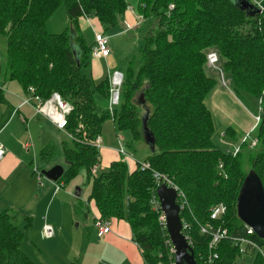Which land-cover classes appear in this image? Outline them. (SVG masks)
Returning a JSON list of instances; mask_svg holds the SVG:
<instances>
[{"label":"trees","instance_id":"trees-1","mask_svg":"<svg viewBox=\"0 0 264 264\" xmlns=\"http://www.w3.org/2000/svg\"><path fill=\"white\" fill-rule=\"evenodd\" d=\"M239 1L0 0V35L7 45L0 56V99L8 93L3 85L16 82L23 94L33 86L44 99L58 92L73 105L67 132L75 139L67 136L61 143L67 166L58 181H69L84 169L91 183L88 203L95 204L98 217L130 224L145 264L174 262L168 236L151 205L157 193L154 171L167 175L187 193L199 223L222 224L231 232L244 227L236 200L247 173L254 170L264 186V0H247L248 6ZM256 1L263 6L260 12ZM60 5L66 7L68 26L61 34H51L46 22ZM130 8L144 30L141 55L137 66L131 59L123 68L120 104L111 111L106 105L110 69L100 81L92 76L93 45L81 20L97 19L100 32L106 34L119 26ZM210 52L218 56L214 69L227 73L238 93L258 100L260 122L253 133L254 146L248 139L241 141L234 127L224 131L230 143L240 140L236 154L233 149L223 151L213 140L215 121L206 100L217 77L207 69ZM147 110V126L155 137V150L144 160L150 168L141 169L139 161L131 160L135 164L131 170L121 157L108 171L101 169L93 176L91 168L101 162L93 142L101 136L103 123L111 119L118 132L130 130L135 142L143 141ZM57 153L59 147L49 142L38 158L49 163ZM219 202L227 205V212L221 221H214L210 209ZM18 217L11 208L0 211V264H37L21 248L25 234ZM27 219L26 227L31 217ZM189 221L194 256L203 264L210 253L208 240L191 217ZM257 239L264 245V239ZM217 252L214 264H264L260 255L241 256L230 239L221 241Z\"/></svg>","mask_w":264,"mask_h":264},{"label":"rangeland","instance_id":"rangeland-1","mask_svg":"<svg viewBox=\"0 0 264 264\" xmlns=\"http://www.w3.org/2000/svg\"><path fill=\"white\" fill-rule=\"evenodd\" d=\"M135 5L133 4V6ZM68 22L66 7L60 5L47 20L46 31L51 34H61L67 28ZM122 23L115 28L116 30L110 29L107 31L110 35L109 47L115 51V54L109 62L112 64H103L104 77L108 74V69L113 72L123 69L131 59L136 61H133L134 66L138 65L141 55L140 47L143 41V27L138 25L134 29L129 28L127 32H118L120 29L128 27L127 25L125 27L121 26ZM116 32L118 33L115 34ZM86 35H91L94 42V34L91 29H88L85 37ZM87 38L89 39L87 41H91L90 37ZM6 49V37L0 35V56L5 53ZM113 59L115 60L114 66ZM207 69L209 73L217 77V85L206 100L207 106L213 111L214 115L216 130L213 140L223 151H232L234 146H239L240 140L238 143L230 144L229 137L227 135L222 136V133L228 126H233L238 129V137L241 139L249 132L251 137H254L253 133L256 132L257 125L260 122V119L257 120L259 113L258 100L248 98L247 94H243L242 91L238 93L227 73L222 74L217 69L208 66ZM221 75L225 84L222 82ZM3 86L4 89L10 92L6 93L5 98L0 100V141L11 142L15 135L14 130L17 129H20L19 135L29 141H31V139H28L29 133L32 134L36 146L29 153L25 151L32 160L34 150L37 155L49 142H54L57 145L63 139H66L63 132L55 131L46 119L47 122L44 121V123H42V120L38 123L35 119H31L32 121H29L28 124L22 120L21 116H24V113L29 119L31 109L30 105L23 104L22 100L15 95L23 96L22 88L16 82H10ZM217 88L222 90L219 95L216 93ZM138 97L136 94L134 100H138ZM120 98L121 90L114 94L112 108L120 104ZM106 105L110 108L109 102ZM141 111H143V108ZM251 114H254V116ZM247 121L249 123L253 121V125L251 128L249 127L250 130L246 131L243 129ZM34 126L38 129V132H42L41 135L37 136L34 133ZM101 138L104 145L114 144L116 147H123L128 154L135 156L139 162L144 161L152 151L144 140L135 142L130 130L118 132L111 119H107L103 123ZM248 140L250 141V139ZM57 146L59 147V154L55 155L53 163L66 167L67 163L64 159L61 144ZM101 169L108 171L109 166H104V168L101 166L98 172ZM29 170L31 172L30 166ZM39 173L40 171L35 173L36 177L40 175ZM41 182L46 183L47 189L44 188L42 195L44 196L49 191V196L43 202L38 198V194L36 198L32 192H25L26 197L22 199V202H12L10 199L7 202V198L4 197L3 202H0L1 207L11 208L12 211L18 213L19 227L25 234L21 242V248L33 261L37 264H103L102 260L106 262L120 260L117 258L119 257L117 254L111 255L114 252V243L106 239H99L96 234L94 226L96 209L94 204L88 203L87 200L91 183L88 182L87 173L84 169L69 181L62 180L64 186L57 193L53 188L49 189L48 184H51L52 181H49L45 176H42ZM77 187L82 190L81 197L75 195ZM6 202L8 204H5ZM27 216L31 217V222L26 227L25 225L28 223ZM46 216H48L46 221L50 222L54 228V235L51 237H46L42 232L43 218Z\"/></svg>","mask_w":264,"mask_h":264},{"label":"built area","instance_id":"built-area-1","mask_svg":"<svg viewBox=\"0 0 264 264\" xmlns=\"http://www.w3.org/2000/svg\"><path fill=\"white\" fill-rule=\"evenodd\" d=\"M256 4L259 6L260 10H263V6L260 2L256 1ZM174 5H170V9L173 8ZM129 10H133L130 8ZM111 54V49L109 47V36L102 32H96L94 34V43L91 49V56L93 59H100V58H108ZM208 62L207 65L209 67L216 68V64L218 61V56L215 52H210L208 54ZM110 110L112 111V103L114 99V94L120 91L122 82H123V73L119 70L115 72L110 71ZM4 89V88H3ZM4 91L8 92L7 89ZM23 102V104L30 105V108L34 110L36 114L41 115L47 121H49L53 126H55L58 130L64 132L66 136L70 139H75V137L67 132V125H68V117L72 113L74 107L73 105L66 101L58 92H53L50 97L44 99L42 98L37 92L36 88L33 86L28 87L27 93L21 95H17ZM260 119V116H257V120ZM82 128V125L79 126ZM222 136H225V133H222ZM246 139H250L252 146L257 143V138L251 137L250 132L242 139L243 141ZM99 150L103 147L102 146V139L101 136H98L97 139L93 142ZM239 146L233 149V154L239 152ZM119 153L123 157V160L127 162L138 161L137 159L133 158L132 155L128 154L123 147L119 149ZM6 154V148L0 142V161ZM141 169H149L150 165L149 162H139ZM223 164H220L222 168ZM100 168V163L95 164L91 168V174L96 176L98 174V170ZM153 176L156 180V186H160L161 184H165L168 187H172L176 190V202L180 209V219H181V232L185 236L187 243L193 249L194 247V238L192 234V223L189 221L190 217L195 221L196 224L199 225V232L200 234L208 240V248H209V255L202 261L203 264H214L215 260L219 258V254L217 252V247L219 243L225 239H230L234 245L239 247V251L241 252V256H251L252 254H257L263 257L264 259V245L259 242L257 237H259L253 228L244 224V227L237 232H231L228 227L219 224H213L212 222H207L205 224L199 223L195 216L192 213L189 198L187 193L183 191L179 186H177L167 175L162 174L158 171L153 172ZM64 186L63 183H56V189L59 190ZM152 209L158 213V220L161 225V229L168 236L167 244L170 247L171 253L174 255L175 249L172 245L170 237L168 235V229L166 224V215L164 214L161 203L158 198V194L152 198L151 200ZM210 218L214 221H221L227 212V205L224 202H219L215 204L210 209ZM94 226L96 229V234L99 239H104L106 235L111 231L110 229V222L106 219L96 217L94 220ZM42 232L46 237H51L54 235V228L51 224L46 223L43 226ZM260 238V237H259ZM195 257V256H194ZM196 260V259H195ZM197 261V260H196ZM198 263V262H197ZM175 264V256L174 262ZM199 264V263H198Z\"/></svg>","mask_w":264,"mask_h":264},{"label":"crops","instance_id":"crops-1","mask_svg":"<svg viewBox=\"0 0 264 264\" xmlns=\"http://www.w3.org/2000/svg\"><path fill=\"white\" fill-rule=\"evenodd\" d=\"M121 22H123L121 26L125 27L127 25L128 27L124 28V29H120V31H118V32H127L129 28L134 29L136 26L139 25V17L136 14L134 9L129 10L125 15L124 20ZM81 28L83 30V33H85V34L88 32V29H91L93 31V34L101 31V26L99 25V22L95 18L82 19L81 20ZM118 32H116L115 34H117ZM106 34L108 35V32ZM108 36L110 37V35H108ZM86 37L91 38V41H89V42L91 43V45H93L94 42H93L92 36L86 35ZM110 49H111V47H110ZM114 54H115V51L113 49H111V54L109 56V59H107V58L92 59V67H91L92 76L94 77V79L96 81H100L104 78V75L102 72L103 64H108V65L112 64L109 62H110L111 58L114 56ZM114 65H115V60L113 61V66ZM209 68H213V67H209ZM119 71L122 72L123 69H120ZM220 77L222 78L223 84H225L223 76L221 75ZM9 92L10 91H8V93ZM221 92H222V90L220 88H217V90H216L217 95H219V93H221ZM15 95H19V94H15ZM22 95H23V93H22ZM31 109L29 111V113H30L29 119L27 118V116L24 113V116L23 115L21 116L22 120L27 122V124L29 121H32L31 119H33V120L35 119V121L38 123H40V120L43 121L42 123H44V121H46L44 117H42L39 114H36L34 112V110L33 109L31 110ZM216 109H219V108H216ZM252 116H254V114ZM258 116H259V114H258ZM213 117H214V115H213ZM48 123L53 127V129L55 131L62 132V131L58 130L55 126H53L49 121H48ZM252 125H253V121L251 123H249L247 121V123L245 124V128L243 130H246V131L248 129L250 130ZM42 127H44V125H42ZM228 127H233V126H228ZM235 129L238 132V129L237 128H235ZM14 131H15L14 132L15 135L13 137V140H11V142L7 143L5 141H0L4 145V147L6 148V154L3 157V159L0 161V202H3V197L7 198V200H6L7 202H9L8 201L9 199L12 202H20V201L22 202V199H24L26 197L25 192L26 193L27 192L28 193L29 192L34 193L36 198H37V194H38V198H40L41 201L43 202L49 196V191L44 196L42 195L44 188L46 189V183L44 184L41 182L42 176H44L42 174V170L49 169L52 166H54L55 164H57V163H53L55 158L49 163H44V162L39 160V158H38L39 153L36 155L37 152L34 150L33 158H32V160H30V157H28L29 154H27V153H29L32 150V148H34V146H36V143H34V140L32 139V134L29 133L28 139H31V141H29V140L24 139L23 137H21L19 135L20 129H17ZM34 133L37 136H39V135H41L42 132L41 131L38 132V129L36 128V126H34ZM63 134L66 136V134L64 132H63ZM12 136H13V134H12ZM241 136H242V134H241ZM66 138H67V136H66ZM35 139H36V137H35ZM240 140L242 141L241 138H240ZM61 142L58 144H61ZM102 146L103 147L100 149V157H101L100 167L101 166H102V168H104V166L110 167L112 162L118 161L121 159L122 156L119 153L120 147H118V146L116 147L114 144L104 145L103 140H102ZM133 158L136 159L135 156H133ZM41 164H42V166H41ZM128 164H129V168L131 170L135 169L134 162L128 161ZM29 166L31 167V172L29 170ZM64 170H65V167H64ZM37 171H40V173H39L40 175L38 177H36V174H35V173H37ZM49 181H51V180H49ZM56 183H62V181L61 182L52 181L51 184H48L49 189L53 188L55 193H57L60 190V189L59 190L56 189ZM29 198H30V196H29ZM41 201H40V203H41ZM7 202L5 204H8ZM91 203H93V202H91ZM94 206H95V204H94ZM13 207H15V206H13ZM1 208H3V207H1V204H0V210L9 209L7 207H4L3 209H1ZM95 209H96V206H95ZM96 217H98L97 210H96L95 218ZM47 218H48V216L43 218L44 219L43 226L46 223L51 224L50 222L46 221ZM108 221L110 222L111 231L106 235V237L103 240L106 239V240H109L110 242L114 243V252H112L111 255L117 254L119 256L117 258H119L120 260L117 259L116 260L117 262L111 261V260L106 262V261L102 260V263L103 264H109V263H111V264H145L144 259H143V255H142V249L138 245V243L134 240L133 231H132L130 224L125 220H118V219H108Z\"/></svg>","mask_w":264,"mask_h":264},{"label":"water","instance_id":"water-1","mask_svg":"<svg viewBox=\"0 0 264 264\" xmlns=\"http://www.w3.org/2000/svg\"><path fill=\"white\" fill-rule=\"evenodd\" d=\"M239 2L248 6L247 0H240ZM144 102L145 100L141 96L139 103L143 104ZM148 115L149 110L143 116V135L147 145L154 151L155 137L147 126ZM64 171L62 165L56 164L49 169L42 170V174L51 181H58L63 176ZM157 194L162 210L166 215L168 235L175 249V264H198L193 249L181 232L180 209L176 202V190L161 184L157 187ZM75 195L81 197L80 188H76ZM236 213L245 225L253 228L256 234L264 239V186L254 170L247 173L241 185L236 200Z\"/></svg>","mask_w":264,"mask_h":264}]
</instances>
